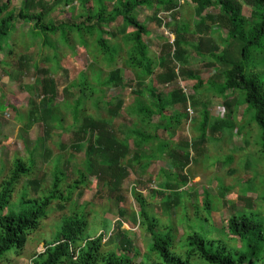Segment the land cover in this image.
Segmentation results:
<instances>
[{"label":"rangeland","instance_id":"obj_1","mask_svg":"<svg viewBox=\"0 0 264 264\" xmlns=\"http://www.w3.org/2000/svg\"><path fill=\"white\" fill-rule=\"evenodd\" d=\"M1 2L2 0L0 4ZM23 4L24 0H11L8 9L17 14ZM80 8V0H70L69 4L60 3L44 20L71 22L74 19L90 24V21H85L84 16H79ZM249 11V7L243 9L245 15ZM205 12L215 16L219 10L210 7ZM193 14L194 4L190 0H180L176 19L187 22L192 29ZM136 15L147 24L148 33L143 36V40L148 44L151 55L157 58L161 54L165 55L168 50L167 42H172L174 37L169 26H157L150 18L151 11L146 7H139ZM158 15L164 22L170 21L166 13ZM175 23L176 21H171L172 25ZM12 24L0 49V183L8 176L16 157L26 160L32 156L31 171L15 185L10 207L20 210L31 204L22 203L23 191H26L28 198L47 195L52 177L58 170L62 173L59 183L62 198L50 203L47 215L36 229L29 232L19 252L12 248L0 258V264H33L36 255L53 239L61 220L74 214H83L86 232L92 237L103 234L101 253L111 250L120 253L115 226V221L120 219L121 229L138 251L134 256V264H157L156 258L148 253L150 234L139 215L140 200L144 202L147 214L153 217L154 229L162 233L169 228L175 240L189 231L203 236L207 244L213 247L220 246L221 243L241 247L237 240L226 238V222L233 213L243 211L250 212V216L261 222L264 234V154L261 150V130L253 119V109L247 111L246 104L242 101L235 106L233 103L225 105L224 98L214 93L206 84L197 91H192L188 83H183L180 78L166 85H156L157 89L165 91L166 96L175 88H181L194 98V105L190 104L187 106L189 110L185 109L187 119H182L173 134L168 136L171 144L178 139L187 142L197 139L203 111H207L211 119L231 121L234 127L223 136L216 134V138L208 131L197 149L200 151H190V163L183 171L188 177L187 184L170 205L166 203L168 191H164L163 186L169 180L179 181L180 178L175 174L176 166L167 156L150 161L146 168L133 163L134 166L128 169L122 185L115 188L106 179L102 181L88 172L85 166V142H79V149L71 146L77 130L71 108L80 96L79 85L82 81H85L87 87H93L95 93L91 98H84L80 115L89 113L106 116L104 101L110 98L121 100L122 107L112 121V128L121 140L135 125L134 117L128 114L134 90H140L139 94L145 100H154L145 88L153 83V75L160 71L156 66L157 62L153 63V75H135L124 64L127 47L119 33L116 37L104 35L107 43L118 49L114 61L108 62L96 46V33L93 36L85 34L86 43L82 46L74 31H69L68 40L62 41L59 31L53 35L48 32L47 35L41 31L35 32L31 22L14 20ZM121 24V18L118 17L104 25V30L108 28L117 32ZM224 32L217 23L213 24V37L220 45L224 44ZM187 37L194 43L197 35L189 33ZM190 55L189 68L197 74L208 76L221 68L210 57H197L193 55V51ZM209 60L215 64L211 66ZM256 60L258 59L251 58L249 63ZM37 68L47 69V75L54 80L55 97L51 106L55 107V115L61 119L60 123L52 126L50 136L46 139L43 137L42 121L37 119L29 123L28 119L29 112L38 109L41 80L47 76L37 72ZM114 68H119L122 82L116 85L112 81L111 85L105 86L103 82ZM260 78L264 82V72ZM89 90L88 88L87 94ZM227 94L231 92L227 91ZM231 96L239 98L237 92ZM99 97L98 106H94L92 99ZM35 112L38 113L37 110ZM158 133L162 137L166 136L160 131ZM130 147L131 152H148L145 146L141 150L136 149L131 141ZM80 172L85 175L83 182L72 187ZM29 180H37V186L29 184ZM66 197L68 199L64 200ZM262 243L258 264L264 261V238ZM241 249H245L243 243ZM196 261L198 264H208L203 259Z\"/></svg>","mask_w":264,"mask_h":264},{"label":"trees","instance_id":"obj_2","mask_svg":"<svg viewBox=\"0 0 264 264\" xmlns=\"http://www.w3.org/2000/svg\"><path fill=\"white\" fill-rule=\"evenodd\" d=\"M194 4L193 28L187 22L177 20L180 9V0H80L79 16H84L83 21H45L44 18L53 12L60 3L69 4L70 0H24L17 14L8 9L11 0H2L0 4V49L3 47L12 22L26 21L33 24L35 32L41 31L52 35L59 31L62 41L68 40L69 31H74L82 46L85 45V34H97L95 43L98 50L108 62H113L118 52L116 46L107 43L104 35L116 37L119 33L124 41L126 57L124 64L135 75L151 76L154 74L153 63L160 69L153 75V83L146 91L154 100H145L134 90L133 101L128 107V114L135 119L131 127L120 140L112 128V121L122 107V101L110 98L106 104V116L81 114L80 108L85 97L91 98L95 93L93 87H87L85 81L80 82V96L71 108L73 123L77 130L74 132V143L71 146L79 149V142L86 143L85 166L88 172L119 188L128 175V169L136 163L141 168H146L150 161H157L167 156L176 166L179 181H167L164 191H168L166 203L170 205L176 201L181 188L187 184L188 177L183 173L190 163V151L197 153L199 145L206 137L208 131L212 136H223L234 127L226 119H211L207 111L201 114L196 140H176L171 144L168 136L181 123L187 119L186 108L194 105V98L181 88H175L168 96L164 90L156 85H166L180 78L183 83H188L192 91H197L206 84L218 96L224 98L225 105H237L242 101L246 104L247 111L253 109V119L261 130L262 148L264 154V82L260 75L264 72V0H190ZM92 2V4H89ZM249 7L248 15L243 13ZM146 7L151 11V20L161 27L169 26L173 34V41L167 42L166 54L158 58L153 54L148 44L143 40L147 35L148 27L137 18L136 10ZM216 7L219 12L213 16L205 12L207 8ZM5 11V12H4ZM4 12V15L2 13ZM164 12L169 17V22L158 15ZM121 18L122 24L116 31L104 30V25ZM171 21H176L174 25ZM214 23L223 29V45L213 37L212 26ZM171 26V27H170ZM197 35L196 41L191 43L187 35ZM48 35V34H47ZM44 38L47 36H43ZM48 40V38H47ZM222 40V37H220ZM49 41V40H48ZM192 49V50H190ZM193 55L203 58H212L221 68L214 70L211 75L197 74L189 68V57ZM155 58V59H154ZM258 59L249 63V59ZM213 66L215 63H211ZM260 67V70L257 68ZM37 72L48 74L47 69H38ZM104 80L105 86L120 84L122 77L119 68H114ZM88 88L89 93L87 94ZM230 91L238 93L235 99ZM55 97V85L51 76L47 75L41 80L39 103L35 110L28 114L29 123L40 119L43 123L44 139L50 136L52 126L61 122L55 115V107L51 103ZM100 98H93V105L98 106ZM223 101V102H224ZM182 111H175L176 109ZM38 111L35 112V111ZM158 131L165 133L162 137ZM215 136V138L217 137ZM167 137V138H166ZM85 138V139H84ZM41 139V138H40ZM43 140V138H42ZM130 141L141 150L148 149L147 153L131 152ZM64 148V146H62ZM190 149V150H189ZM45 154V153H44ZM130 155V157H128ZM48 157L47 154H45ZM143 161V163H142ZM33 166L32 156L26 160L16 157L9 174L0 183V258L12 248L19 252L24 245L30 231L36 229L40 221L47 215V208L53 200L60 199L59 183L61 171H55L50 190L47 195L28 198L26 191L21 193L22 203H31L14 210L10 207L13 189L19 179L27 176ZM84 173L80 172L72 187H77L83 182ZM29 184L37 186V180H29ZM157 191V190H156ZM69 197V196H68ZM66 197L64 200L68 199ZM144 202L140 200L139 215L146 224L150 234L148 253L154 256L157 264H198L197 259H203L208 264H258L262 252L264 238L261 222L250 216V212H235L226 222V238L237 240L241 247L210 246L205 238L196 232L186 231L175 240L171 230L160 233L154 229L153 217L147 214ZM122 221H115L117 227V243L120 253L116 251L100 252L103 234L91 236L86 232V221L83 214H74L64 217L53 239L45 244L42 252L33 259V264H134V256L138 254L128 235L121 229ZM242 243L245 249L242 248ZM260 264H264V261Z\"/></svg>","mask_w":264,"mask_h":264},{"label":"built area","instance_id":"obj_3","mask_svg":"<svg viewBox=\"0 0 264 264\" xmlns=\"http://www.w3.org/2000/svg\"><path fill=\"white\" fill-rule=\"evenodd\" d=\"M189 110V108H187Z\"/></svg>","mask_w":264,"mask_h":264}]
</instances>
